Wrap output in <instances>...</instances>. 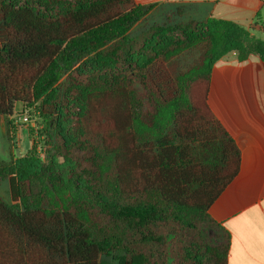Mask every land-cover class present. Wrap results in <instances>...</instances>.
<instances>
[{
    "label": "trees",
    "instance_id": "trees-1",
    "mask_svg": "<svg viewBox=\"0 0 264 264\" xmlns=\"http://www.w3.org/2000/svg\"><path fill=\"white\" fill-rule=\"evenodd\" d=\"M154 10L158 18L133 34ZM198 49L194 64L182 62ZM231 52L241 62L264 60V41L172 3L0 0V116L40 103L50 138L48 164L34 146L0 170L11 198L0 196V264H204L195 220L221 229L209 211L241 167L236 141L208 102L213 67ZM108 62H135L142 89L81 82L74 104L94 143H69L59 82ZM55 153L93 154L99 164L87 177L97 189L85 176L59 177ZM222 232L224 245L209 249L215 264H228L230 235Z\"/></svg>",
    "mask_w": 264,
    "mask_h": 264
},
{
    "label": "crops",
    "instance_id": "crops-1",
    "mask_svg": "<svg viewBox=\"0 0 264 264\" xmlns=\"http://www.w3.org/2000/svg\"><path fill=\"white\" fill-rule=\"evenodd\" d=\"M137 1L188 7L198 18L233 22L264 41V0ZM208 102L241 152L239 174L210 217L230 235L228 264H264V60L224 56L213 67Z\"/></svg>",
    "mask_w": 264,
    "mask_h": 264
},
{
    "label": "rangeland",
    "instance_id": "rangeland-1",
    "mask_svg": "<svg viewBox=\"0 0 264 264\" xmlns=\"http://www.w3.org/2000/svg\"><path fill=\"white\" fill-rule=\"evenodd\" d=\"M138 4V1L135 0ZM153 13V14H152ZM151 18H149L144 24L135 28L133 34L140 32L141 28H145L148 23H152L153 19H157L161 11L154 10ZM198 31H205V27L198 25ZM140 41L139 43H141ZM235 45V42H234ZM140 46V45H139ZM137 46V48H139ZM201 50L191 51L183 56L182 62L184 64L192 65L198 59ZM138 55V53L136 54ZM105 63L101 71H96L98 67L88 63L82 67L81 73L73 72L67 74L60 80L61 86L67 89V94L64 91V106L68 104L66 115L63 117V125L66 129L67 136L71 140L69 143L78 142L82 143L84 147H88L91 150V146L94 143L93 140L85 137V128L82 122V114L78 106L74 102V98L77 97L76 86L82 82H87L90 79H98L101 81H108L111 83L126 82L136 89H142V77L143 70L137 66L134 62L129 68L123 67L116 62ZM116 63V64H115ZM140 65L143 66L141 60ZM71 89H68L70 88ZM73 101V102H72ZM75 103V104H74ZM41 104L38 103L31 108H26L22 104H16L14 107L13 115L11 117L0 116V170L12 165L17 158L26 156L34 146H36L37 153L48 164L47 150L49 148V135H47V123L44 116L40 113ZM64 140V139H63ZM55 141V140H54ZM65 141V140H64ZM66 142V141H65ZM51 143V142H50ZM97 143L94 145L96 146ZM56 159H54L55 169L59 177L63 178H77V175L87 177V173H91L99 164V160L90 154H78L74 156H64L55 153ZM90 177V175H89ZM89 186L97 189L95 185L91 183V177ZM87 189V188H84ZM0 196L6 201L10 202L9 185L7 181L0 179ZM92 200V198H91ZM197 239L204 247L202 253V259L204 264H215L214 257L210 254L209 249L215 246L224 245L223 232L216 226L210 219L197 217L195 220ZM174 248L171 238L166 239L164 250L167 254H170ZM207 250V251H206ZM171 261H168L170 264Z\"/></svg>",
    "mask_w": 264,
    "mask_h": 264
}]
</instances>
